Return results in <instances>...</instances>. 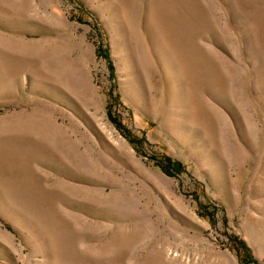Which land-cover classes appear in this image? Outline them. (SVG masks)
Instances as JSON below:
<instances>
[{"label":"rangeland","instance_id":"374dc122","mask_svg":"<svg viewBox=\"0 0 264 264\" xmlns=\"http://www.w3.org/2000/svg\"><path fill=\"white\" fill-rule=\"evenodd\" d=\"M0 264H264V0H0Z\"/></svg>","mask_w":264,"mask_h":264}]
</instances>
